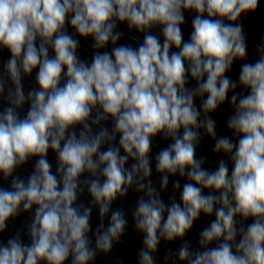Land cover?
I'll return each mask as SVG.
<instances>
[{"label":"clouds","instance_id":"1","mask_svg":"<svg viewBox=\"0 0 264 264\" xmlns=\"http://www.w3.org/2000/svg\"><path fill=\"white\" fill-rule=\"evenodd\" d=\"M260 3L0 0V50L10 53L0 70V234L32 213L29 243L19 233L0 240V264H91L109 254L128 225L113 204L130 190L140 194L131 212L143 234L138 264H157L162 240L183 241L165 257L172 264H264V37L249 62L241 22ZM121 24L142 34L138 47L119 43ZM76 36L91 38L90 63ZM33 72L38 87L25 91ZM225 103L231 136L218 135L212 116ZM202 134L226 157L214 169L197 155ZM158 135L170 141L155 155L159 189L150 158ZM33 157L30 175H16ZM201 215L214 219L193 248L185 237Z\"/></svg>","mask_w":264,"mask_h":264}]
</instances>
